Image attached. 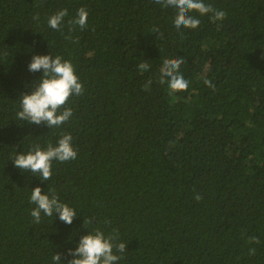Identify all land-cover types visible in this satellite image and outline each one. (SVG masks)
Masks as SVG:
<instances>
[{"label":"trees","instance_id":"trees-1","mask_svg":"<svg viewBox=\"0 0 264 264\" xmlns=\"http://www.w3.org/2000/svg\"><path fill=\"white\" fill-rule=\"evenodd\" d=\"M203 2L226 18L189 13L199 26L178 30L155 0H0V264H67L97 228L127 244L117 264H264V0ZM81 7L83 29L68 23ZM35 55L70 61L83 85L59 127L17 118L43 75L28 70ZM177 58L189 86L172 93L161 68ZM69 133L77 157L53 160L50 180L13 166ZM35 187L73 223H34Z\"/></svg>","mask_w":264,"mask_h":264},{"label":"clouds","instance_id":"clouds-1","mask_svg":"<svg viewBox=\"0 0 264 264\" xmlns=\"http://www.w3.org/2000/svg\"><path fill=\"white\" fill-rule=\"evenodd\" d=\"M156 4L163 7H171L176 10L174 17V26L179 30L196 29L200 20L189 13H199L201 16L211 13L213 22L223 21L226 18L224 11L214 9L211 5H207L203 0H155ZM68 15L67 9H63L49 17L48 26L52 29H59L64 18ZM38 19V16L34 17ZM88 13L84 7L77 10V17L68 21L70 25H78L83 29L87 24ZM183 60L165 59L161 68V82L167 78L168 88L172 93L186 91L188 89V81L180 74V65ZM140 71H147L150 67L148 63L138 65ZM30 72H39L42 70L39 83H36L34 90L30 94H23L20 100V108L22 110L16 113L17 118L27 121L28 124L41 125L45 124L49 128L59 127L69 121L73 112L71 108H64L70 96H79L84 92L79 77L75 74L74 67L70 61L64 60L60 56L52 55H35L32 57L28 65ZM151 80L144 86L148 88ZM204 84L212 87L213 85L207 79ZM64 109L60 111V109ZM77 152L72 146L71 134L63 135L55 146L49 144L46 149H42L40 145H34L33 149L25 153L17 154L13 161V166L22 172L27 171L37 174L41 181H48L52 176V161L56 160L61 163L74 160ZM194 199L200 201L203 197L195 194ZM30 203L35 207L31 210V216L34 223L41 222V213L52 217L58 214L60 221L71 225L74 218L78 215L76 210L65 203L59 201L58 197L53 193L51 197L48 194H42L40 187L31 190ZM92 220L84 221V226L91 224ZM87 228V227H86ZM117 237L114 235L105 236V234L97 228L94 232H88L83 235L75 249H69L68 255L73 259L68 260L67 264H117L122 258L115 253H124L127 244L124 242L116 243ZM250 243H259L257 237H249ZM115 250V252H114ZM249 254H255V248L249 249ZM53 264H62V254L55 253L52 256Z\"/></svg>","mask_w":264,"mask_h":264}]
</instances>
